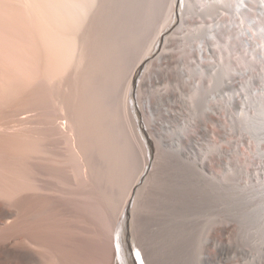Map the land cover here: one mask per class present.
Returning <instances> with one entry per match:
<instances>
[{"label":"rangeland","instance_id":"1","mask_svg":"<svg viewBox=\"0 0 264 264\" xmlns=\"http://www.w3.org/2000/svg\"><path fill=\"white\" fill-rule=\"evenodd\" d=\"M146 4L153 16L138 46L125 52L121 43L117 45L123 61L115 67V76L111 72L116 83L115 104L100 118L87 153L71 164L65 190L47 194L53 199L51 206L38 212L32 204L25 203L26 197L35 193L32 154L27 152L22 157L15 148L1 146L0 208L13 215L0 217V243L13 238L17 250L45 252L71 264H90L106 258L112 251L113 231L125 226L131 243L141 237L147 244L154 264H208L206 258L209 264H264V157L259 154L256 136L222 103L223 96L236 90L226 87L233 83L229 78L235 76L243 82V73L251 70L258 77L262 65L242 66L238 61L241 51L229 50L220 42L212 47L208 58L212 68L208 66L201 73L196 65V33L201 27L219 22L222 11L211 15L194 13L170 45L172 67L186 69L190 82H184L179 70L154 83H147L140 75L128 102L130 105L133 95L132 116L135 108L141 112L133 119L125 109L127 77L153 46L156 32L167 25L171 12V0H148ZM235 68L242 69V73L235 74ZM0 69V83L4 82L0 84V116L6 113L0 118L13 121L14 116L30 109L25 97L20 98L21 102L14 100V107L6 105L9 83L5 81L6 72ZM196 85L198 93L194 92ZM166 89L168 92L159 94V90ZM250 91H242L248 100ZM147 97L151 98L150 107L144 109ZM3 103L9 105L11 114ZM213 109L216 111L211 113ZM235 112V116L243 115L241 106ZM134 121L142 123L147 140L140 136V141ZM147 157L152 162L149 177L130 204V213L123 218L121 207ZM22 159L27 161L21 164ZM20 168L26 173L24 182L17 178ZM18 201H22L21 206ZM221 226L227 228L226 237H219L226 244L225 259L217 257L212 244L206 242ZM127 253L132 264H146L140 248L137 251L130 246Z\"/></svg>","mask_w":264,"mask_h":264},{"label":"bare ground","instance_id":"2","mask_svg":"<svg viewBox=\"0 0 264 264\" xmlns=\"http://www.w3.org/2000/svg\"><path fill=\"white\" fill-rule=\"evenodd\" d=\"M146 3L148 0H0V68L6 72L5 81L9 83L7 89L3 87L9 91L4 100L6 105L9 103L14 107V100L25 97L28 103H24L30 109V112L24 109L19 117L12 115L16 118H12L13 121L4 122L0 118V148L9 145L22 157L27 152L32 154L31 179L35 193L26 197L27 206L32 204L38 212L51 206L53 199L48 198L47 194L65 190L64 186L70 181L68 171L71 164L84 156L87 147L92 145L96 125L115 104L116 83L111 75L114 73L115 76V67L123 61L117 45L121 43L125 52L138 46L153 16ZM170 10L167 25L156 32L153 46L141 56L127 77V113L133 119H137L141 113L135 108V114L133 112L134 115H131L135 105L132 93L133 100L130 105L128 103L131 89L134 93L140 75L147 83H154L179 70L184 82H190L186 69L172 67L174 61L170 45L176 40L179 30L189 23L192 14L201 12L211 15L220 10L219 22L201 27L196 33L195 38L199 41L196 65L201 73L208 66L212 68L208 58L212 54V47L220 42L229 50L241 51L238 61L242 62V66L262 65L258 77L251 70L243 73V82L237 81L238 77L235 76L229 78L233 83L226 87L236 90L223 96L222 103L234 118H238L235 120L243 127L247 126L256 136L259 154L264 157V0H171ZM223 13H227V16ZM241 70L235 68L234 73H242ZM137 88L138 100L141 84ZM245 88L252 91L251 100L242 95ZM199 90V85H196L194 92L198 93ZM166 92L167 89L159 90V94ZM150 102L151 98L147 97L143 108L148 109ZM238 106L243 111L239 117L235 116ZM19 108L23 109L21 106ZM7 110L8 115L10 108L9 113ZM213 110L209 111L214 113L216 110ZM5 115L1 114L0 117ZM134 126L138 137L145 138L142 123L134 121ZM25 161L22 159L21 164ZM151 163L147 157L144 169L131 185L121 207V217L130 213V204L135 197L137 199V192L149 177ZM17 178L25 181L26 173L22 168L18 170ZM18 204L21 206L22 201H18ZM12 215L13 212L0 208V217ZM226 234L227 228L221 226L213 237L206 239L208 244H212L217 257L222 259L227 257L228 252L225 242L219 237H226ZM41 238L45 240V237ZM12 239L0 243V264H71L62 257L51 256L49 261L47 257L50 255L45 252L17 250L14 248L16 240ZM37 239L41 241L40 237L33 240ZM136 240L131 243L125 226L117 227L112 233V251L106 254V258L89 263L132 264L127 253L132 246L137 251L140 248L146 264H154L147 244L141 237ZM207 262L209 264L208 258Z\"/></svg>","mask_w":264,"mask_h":264},{"label":"snow or ice","instance_id":"3","mask_svg":"<svg viewBox=\"0 0 264 264\" xmlns=\"http://www.w3.org/2000/svg\"><path fill=\"white\" fill-rule=\"evenodd\" d=\"M137 255H139V254H137Z\"/></svg>","mask_w":264,"mask_h":264},{"label":"water","instance_id":"4","mask_svg":"<svg viewBox=\"0 0 264 264\" xmlns=\"http://www.w3.org/2000/svg\"><path fill=\"white\" fill-rule=\"evenodd\" d=\"M142 260V259H141ZM143 263V262H142Z\"/></svg>","mask_w":264,"mask_h":264}]
</instances>
